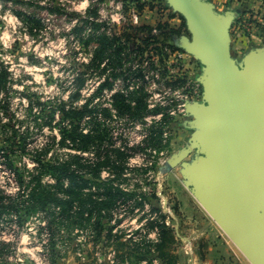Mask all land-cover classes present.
Returning <instances> with one entry per match:
<instances>
[{
    "label": "rangeland",
    "instance_id": "1",
    "mask_svg": "<svg viewBox=\"0 0 264 264\" xmlns=\"http://www.w3.org/2000/svg\"><path fill=\"white\" fill-rule=\"evenodd\" d=\"M133 8L142 14L140 24L131 22ZM174 13L166 0H0V68L7 65L11 72L9 90L0 94V190L25 196L35 184L38 158L53 163L79 153L63 142V130L75 115L66 113L85 105L111 112L103 116L101 133L104 150L116 160L103 166L98 177L95 167L76 171L85 179L82 222L76 217L79 199H74L70 224L56 223L55 231L47 225V212L0 210V242L12 244L0 253V264H65L68 257L97 264L99 255L103 264H111L113 249L121 264L176 263V227L191 222L185 205L197 213L205 210L184 175L185 164L197 161L201 152L197 130L190 126L194 118L182 101L188 95L186 105L203 102L204 67L191 54L184 65L173 58L167 62L159 43L178 47L179 35L170 33L165 40L160 33L144 41L136 31L153 23L167 25L170 32L174 27L168 17ZM184 36L190 37L188 29ZM102 48L107 51L100 58ZM231 51L242 63L244 54ZM116 93L135 107L143 99L151 113L141 119L135 110L138 118L130 120L114 109ZM87 121L80 123L84 130ZM159 129L163 135L155 142L151 132ZM42 182L52 185L55 179L47 173ZM109 192L117 195L113 207H107ZM91 194L101 195L102 206L89 215ZM164 227L175 242L161 251Z\"/></svg>",
    "mask_w": 264,
    "mask_h": 264
},
{
    "label": "water",
    "instance_id": "2",
    "mask_svg": "<svg viewBox=\"0 0 264 264\" xmlns=\"http://www.w3.org/2000/svg\"><path fill=\"white\" fill-rule=\"evenodd\" d=\"M186 22L179 48L203 65V102L186 110L197 130V161L185 164L193 193L252 262L264 264V47L239 63L230 30L240 10L209 0H166Z\"/></svg>",
    "mask_w": 264,
    "mask_h": 264
},
{
    "label": "trees",
    "instance_id": "3",
    "mask_svg": "<svg viewBox=\"0 0 264 264\" xmlns=\"http://www.w3.org/2000/svg\"><path fill=\"white\" fill-rule=\"evenodd\" d=\"M40 1V0H37ZM138 3L141 0H134ZM49 9H53L50 5ZM143 5L141 6V9ZM176 16V14H171V17ZM183 21V28L187 30V25L182 16H180ZM167 25H159L158 29H161V35L164 36L165 40L169 38L171 34H181L179 30L171 28L170 32L165 30ZM154 27L149 25H144L136 27L138 35L142 33L144 35V41L155 39L156 35L152 34ZM128 35V34H127ZM173 49H179V47L171 46ZM106 49L102 48L98 52V57L103 58L106 53ZM118 52L115 53V55ZM116 62L121 63L120 57H115ZM11 72L7 65H2L0 68V94L2 92H8L9 90V76ZM129 99H127L122 93H116L113 95V107L120 114L126 116L130 120L138 118L135 110H138L139 117L143 119L146 114H150L151 111L147 110V104L143 99L136 100V107L130 104ZM133 102V100H132ZM144 109V111H143ZM140 111V112H139ZM68 116L73 115L72 123L63 130V142L69 147L78 150L79 153L69 154L68 157L63 161L57 162H44L40 158L37 159L39 162V172L34 174L35 184L31 190L24 196L21 192L16 195L7 193L0 190V210L3 212H19L20 208H25L28 212H38L44 211L48 214L47 225L55 231V224H70L72 219V209L74 207V199H79L81 201L80 210L76 213L77 222H82L85 220V210L87 205L84 204L83 198L81 197V191L83 189V184L85 183L84 178H80L77 174V170L95 167L93 175L98 177L100 175L99 170L105 166L109 165L111 161L116 162L115 157L104 150L105 138L102 136L101 128L103 126L102 120L103 116L112 115L109 110L104 109L101 105L99 106H89L85 105L78 112L69 111L66 113ZM87 125V130L81 128L80 123L84 120ZM163 135V131L153 130L151 132L152 140L160 139ZM91 150L93 156H89ZM123 152H118V157H122ZM50 173L55 179V184H43L42 177ZM23 182V179L20 180ZM107 207H113L115 205V195L113 192L108 194ZM100 194H91L87 197V202L92 208L89 215H92L96 210L100 209L102 202ZM72 221V220H71ZM18 223L22 225V218L19 219ZM162 240L158 244L159 250H164L165 247L173 244L175 242V236L172 235L169 228H162L161 230ZM12 244L10 242L1 241L0 242V253L6 248H11ZM171 264L170 260L167 261Z\"/></svg>",
    "mask_w": 264,
    "mask_h": 264
},
{
    "label": "crops",
    "instance_id": "4",
    "mask_svg": "<svg viewBox=\"0 0 264 264\" xmlns=\"http://www.w3.org/2000/svg\"><path fill=\"white\" fill-rule=\"evenodd\" d=\"M209 1L221 14L227 10H240V15L230 30L232 48L245 54L251 49L264 47V0ZM168 23L181 32L176 35L182 37L187 33L180 15H170ZM149 26L155 27L153 23ZM184 211L191 222L176 227L178 240L173 245L177 247L178 260L175 264H252L206 210L198 208L197 213L195 209L185 205ZM182 228L189 229L192 236L183 235ZM64 263L79 264L70 257Z\"/></svg>",
    "mask_w": 264,
    "mask_h": 264
},
{
    "label": "built area",
    "instance_id": "5",
    "mask_svg": "<svg viewBox=\"0 0 264 264\" xmlns=\"http://www.w3.org/2000/svg\"><path fill=\"white\" fill-rule=\"evenodd\" d=\"M130 16H131L132 24L137 25V24L141 23L142 14H141V12L138 9L133 8L131 10ZM160 33L161 32H159V29L157 27H154V30H153L152 34H154L156 36H159ZM159 45L164 48L163 49V56H165V54L167 55V58H166L167 62H170L171 59L173 58V59H176V62L183 63V65H184V60L186 59V57L188 55H190L187 52L182 51L180 49H173L169 44H166L165 42L163 43L162 41H161V43H159ZM200 93H201L200 92V88H198L197 91H196L197 97L201 96ZM182 101L185 104L184 106H186V103L188 101H190V97L188 95H186V96L183 95L182 96ZM108 257H109V260H110L111 264H121L120 258L118 256V253H117L116 250L113 249L112 251H110ZM98 259H99V261H98L97 264H103L102 258L100 257V255L98 256ZM126 264H129V262H127ZM139 264H148V262L147 261H143V262H141ZM154 264H159V262L157 260H155Z\"/></svg>",
    "mask_w": 264,
    "mask_h": 264
}]
</instances>
